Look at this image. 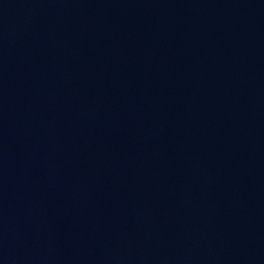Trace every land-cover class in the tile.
<instances>
[{"label":"water","instance_id":"1","mask_svg":"<svg viewBox=\"0 0 264 264\" xmlns=\"http://www.w3.org/2000/svg\"><path fill=\"white\" fill-rule=\"evenodd\" d=\"M0 264H264V0H0Z\"/></svg>","mask_w":264,"mask_h":264}]
</instances>
